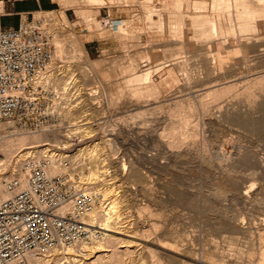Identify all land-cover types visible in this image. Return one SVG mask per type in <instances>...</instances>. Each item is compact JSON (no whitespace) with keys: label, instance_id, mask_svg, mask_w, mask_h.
Here are the masks:
<instances>
[{"label":"rangeland","instance_id":"374dc122","mask_svg":"<svg viewBox=\"0 0 264 264\" xmlns=\"http://www.w3.org/2000/svg\"><path fill=\"white\" fill-rule=\"evenodd\" d=\"M46 1L55 3L56 9L53 11H56L57 19L47 23L45 28L50 31L54 50H56L55 41L58 39L57 42L65 51V58L53 61L54 67H59L62 74L54 75L57 76L54 80L58 78L60 84L53 87L57 86L55 89L65 96L62 84H68L70 81V74L73 72L71 69H74V65H84L90 71L88 80L86 78L87 81L83 82L85 84L80 87L77 84L75 90H70L65 97L67 102L63 104V108L61 107L62 116L55 127L39 131L44 134V140H49L38 145H43L40 149L70 155L71 179L76 183H84V186L95 182L97 187L94 190H98L104 196L99 210L105 214L109 212L105 216L110 225L114 229L123 227L125 230L134 232L133 237H126V239L132 241L128 246H131L135 253L124 256V264H156L160 260L162 264H197L196 258L206 259L208 252L216 251L215 247H218L220 256L224 255V259L222 258L224 261L257 260L260 252L264 250V244L259 242L258 236L254 235L253 240V237L248 234H233L227 228L226 222L230 221L233 215L249 217L251 214L260 218L264 215V99L257 95H260V92L264 95V80L261 84L258 83L259 85L255 84L256 87L252 84L255 87L253 89L252 86L251 89L246 88L250 84L247 79L251 80L249 75L251 77L258 74L264 75V43L263 46L258 47L259 49H249L247 56L242 53L239 55L237 53L236 56L221 53L218 50V44L240 43V37L244 34L247 37L252 34V36L255 35L254 38L258 36L264 38V31L255 32L256 34L251 31V34L240 32L237 30L239 27L237 22H234L236 21L234 8L231 6L228 14L226 13L228 9L225 8L226 11L222 9L224 7L218 6L222 9L221 11L218 8H212V0H208V6L204 11L205 16L210 18L221 13L217 15L221 17L224 13L225 19H221L223 16L219 17L223 21L219 22L223 26L225 20V25L227 24L224 25L225 28L232 23L235 31L232 33L223 26L224 33L219 34L220 31L217 28L220 26L217 20L219 18L215 17V20L210 18L214 20L213 23L216 22V34H212L211 40L210 38L209 40L200 39L205 42L199 39L194 40L199 38L197 37L199 35H195L196 37L192 39L194 35L191 37V32L194 28L190 25L185 26L188 31L179 30L178 24H176L177 27L174 26L175 28L171 26L175 25L174 21L173 23L171 21V24L169 22V26L165 23L158 28V24L155 23L159 17L157 12L165 11L164 14L162 13L163 19L167 12L173 13L172 16L176 15L170 17L173 20L178 17L177 10H173L170 4L167 10L153 0H102L99 2L98 0L94 2L76 0L74 4L69 3L68 7H64L61 0ZM115 1L122 5L111 7V3ZM80 8H84L85 15L79 14ZM214 9L215 12L212 11ZM184 11L192 12L190 9L183 8L181 13L185 14ZM94 13L95 18L103 22V27L99 29L95 25ZM150 14L154 21L153 26L148 23ZM155 15L158 17L156 18ZM121 20L123 22L125 20L126 23L125 34L122 36L117 34L119 31L115 28L116 22H122ZM231 25L229 28L232 27ZM159 29L163 31L161 30L160 33ZM170 31H173V34L182 32L183 38L185 37L183 41L187 38L189 41L186 40V42L190 45L181 48L179 44L167 46L157 42L160 34L166 39L171 38ZM77 42L84 44L89 63L84 64L85 59L78 56ZM191 43L192 45L201 43L205 46L202 50H196ZM210 50L217 57L224 55L227 60L226 64L222 63V66H225V72L222 71L221 75H219L220 71L213 75L208 74L206 67L203 66L201 58L205 57V54H209L208 56L212 58L213 54ZM76 54L78 57H71ZM183 59L186 62L185 68H175L173 61ZM155 67L159 70L157 71ZM62 69L69 72H64ZM143 72L144 74L151 72L150 78L160 84V92L157 93L158 97L156 95H151L153 96H150L151 98L146 97V100L151 102L157 99L158 103L138 109L134 102L138 97H134L133 89L144 88L147 81H136L133 78L143 75ZM79 79L76 80L83 81ZM152 79L149 80L152 82ZM174 79L177 83L174 82L173 86L171 83ZM54 80L52 83L55 82ZM213 81L217 84L227 83L228 91L223 98L221 97L222 99L214 103L210 102L208 108L206 107L207 110L203 111L202 107H199L201 98L191 96V102L198 107V113L195 114L188 113V100L182 103L184 111H181L182 114H189L187 120L189 125L185 123L187 126L184 124L183 127L188 137H185L186 143L181 146L179 154L170 155L160 135L167 133L171 123L178 120L176 123L179 124L184 120L181 113L171 118L169 105L173 106L174 99L177 97L189 98V93L193 92L196 96L207 85L214 84ZM167 82L170 83L167 84ZM243 89L251 93L248 94ZM252 92L259 98L254 100ZM144 99L145 97L138 101L143 103L146 101ZM251 99L256 101L255 105L252 104ZM253 112V115L250 114ZM185 128L188 131L184 130ZM89 166H92L91 169ZM95 170L98 172L96 176L92 174ZM5 172L7 173V170L0 168V176ZM144 177L146 182L141 183L140 179ZM249 187H252L253 198V201L249 200L250 202L245 201L243 194L234 191L242 188L243 193ZM94 190L90 189V191ZM114 199L115 207L110 210ZM142 206L146 207L147 210L144 209L146 213L141 210ZM152 225H156L157 229H154ZM99 226L102 227L101 224ZM145 230L149 231L148 237L143 236ZM254 245L256 247H253ZM119 246L122 250L126 248L122 247V244ZM187 251L192 253L188 254ZM152 252L156 257H151ZM250 252L251 255H249Z\"/></svg>","mask_w":264,"mask_h":264},{"label":"built area","instance_id":"2783aa9c","mask_svg":"<svg viewBox=\"0 0 264 264\" xmlns=\"http://www.w3.org/2000/svg\"><path fill=\"white\" fill-rule=\"evenodd\" d=\"M30 16L16 29H0V123L36 133L55 127L77 82L71 78L63 96L46 78L54 61L52 36L35 14ZM57 152L27 157L24 180L5 182L0 193V264H83V255L72 258L69 250L103 239L91 215L104 196L73 181L70 155Z\"/></svg>","mask_w":264,"mask_h":264},{"label":"bare ground","instance_id":"6f19581e","mask_svg":"<svg viewBox=\"0 0 264 264\" xmlns=\"http://www.w3.org/2000/svg\"><path fill=\"white\" fill-rule=\"evenodd\" d=\"M76 0H61L62 4L64 5V7H68L69 3H75ZM91 1H97V0H91ZM99 1H102V0H98ZM107 1V0H106ZM109 1V0H108ZM113 1V0H112ZM118 1H122V0H118ZM110 2L111 3V7H119V5L121 4L120 2ZM156 2V3H159L161 6H164L163 8H167L168 5L170 4V6L172 5L174 8L173 10H177V15L178 17L177 18H170L172 16L173 13L171 12H167L165 18L163 19L162 18V11L161 13L160 12H156L159 14L157 17H158V20L156 23V25L158 24V28H160L159 25H162L165 23H168V26L171 24V21L173 23V21L175 22L174 24L175 25H171V26H175L177 27L179 25V30L181 31H188L187 28H185V26L187 25H190L192 26L194 29L197 28V29H193L192 30V35L191 37H194L192 39H194L196 36L195 35H199L197 37V39H194L196 41H204V40H200V39H208L212 36V34L215 33V30H216V22L213 23V21L215 20V17H220V16H217V15H221V13L212 16L210 17L211 19H214L213 21L210 20V18L206 17L205 16V10L208 6V0H153V2ZM211 1V0H210ZM90 2V0H89ZM108 3V2H107ZM122 5V4H121ZM109 6V5H108ZM125 6V5H124ZM211 6V5H210ZM212 8H218V10H220L221 8L219 7H224L222 9H228V13L229 14V9L231 8V6L234 8V15H235V20L234 22H237L238 24V28L237 30H240V32H249L251 31V33L254 32V34H256L255 32H263L264 31V0H212ZM219 6V7H218ZM162 8V9H163ZM183 8H186V9H190L192 12H185L187 10H185V14L181 13L182 12V9ZM211 8V7H210ZM221 9V10H222ZM225 9V11H226ZM158 10H161V9H158ZM168 10V8H167ZM170 10V9H169ZM181 10V11H180ZM220 10V11H221ZM233 10V9H231ZM153 11V12H155ZM164 11V10H163ZM180 11V12H179ZM213 12H215L216 10H212ZM176 12V11H175ZM218 12V11H217ZM230 12V13H232ZM148 13V12H147ZM165 13V11H164ZM163 13V14H164ZM79 14H81L82 16L85 15V10L84 8H80L79 10ZM156 14V13H155ZM208 13H206L207 15ZM210 14V13H209ZM227 14V15H228ZM56 11H48V12H37L35 13V20L36 21H40L44 28L45 26L47 25V23H49L51 20H56L57 17H56ZM87 15V14H86ZM148 15V14H147ZM157 15V14H156ZM155 15V17H156ZM224 15V13H222V16ZM232 15V14H231ZM176 16V15H175ZM175 16H172V17H175ZM221 16V17H222ZM63 17V16H62ZM81 17V16H80ZM156 17V18H157ZM214 17V18H213ZM220 17V18H221ZM230 17V16H228ZM227 17V18H228ZM232 17V16H231ZM230 17V18H231ZM86 18V17H85ZM94 18H95V13H94ZM218 20L219 21H222V20ZM224 16L221 18L223 19ZM172 19V20H171ZM225 19V18H224ZM233 19H234V16H233ZM232 19V20H233ZM84 20V19H83ZM155 20V19H154ZM229 20V19H227ZM122 21V20H121ZM147 21V19H146ZM149 21V22H148ZM148 23H151L152 26L154 25V21L151 17V14L149 15L148 17ZM231 21V19H230ZM229 21V22H230ZM83 22V21H82ZM115 21H113L114 23ZM170 22V24H169ZM223 22V21H222ZM224 22L226 23V21L224 20ZM233 22V21H231ZM233 22V23H234ZM95 25L98 27V29L103 25V22L99 19V18H95ZM220 23V22H219ZM218 23V24H219ZM224 23V25H225ZM228 23V22H227ZM125 20L124 22H116V29L119 31V33H116L119 34L120 36L124 35L125 34ZM176 24H178L176 26ZM209 24V25H207ZM232 24V23H231ZM230 23L228 24L229 27L231 25ZM235 24V23H234ZM207 25V26H206ZM223 25V26H224ZM227 25V24H226ZM225 25V26H226ZM236 25V24H235ZM113 26V25H112ZM151 26V27H152ZM167 26V27H168ZM219 26V25H218ZM223 26L221 25L220 23V26L217 27L219 28L218 31L219 34L222 32L224 33V29H228L229 31H231L232 33L235 31L234 30V26H232L231 28H225L224 26V29H223ZM103 27V26H102ZM150 27V25H149ZM174 27V28H175ZM154 28V27H153ZM163 28V26L161 27ZM46 29V28H45ZM170 30L172 28H169ZM47 30V29H46ZM163 31V29H161ZM161 30L159 29L158 31H160L161 33ZM177 30V29H175ZM173 30V31H175ZM228 30H225L228 32ZM169 31V30H168ZM172 31V32H173ZM49 30H47V34H49ZM102 32V31H101ZM171 32V31H170ZM171 32V33H172ZM176 32V31H175ZM174 34L172 33L171 34V38L169 39H166L164 38L163 35H159L160 39L157 40L158 43H163V44H166L167 46L170 45V44H175L177 46V44L181 45L182 47L181 48H186L190 45V43L186 42V40H188L186 38V40L183 41V35H182V32H180L179 34ZM179 32V31H177ZM217 32V33H218ZM239 32V31H237ZM163 33V32H162ZM198 33V34H197ZM226 33V32H225ZM230 33V32H229ZM248 33V34H249ZM250 33V34H251ZM110 34V33H109ZM184 34V33H183ZM216 34V33H215ZM244 34V33H242ZM246 34V35H248ZM170 35V34H169ZM173 35V36H172ZM186 35V33H185ZM188 35V34H187ZM222 35V34H221ZM227 35V34H226ZM245 35V34H244ZM241 36V40H240V43L237 42V44L239 43V45L237 44H233V43H221V44H218V50L219 52L221 53H228L230 56H236L235 54L238 53H242L243 55L247 53V51L249 49H259L258 47L264 43V38H261L260 36L255 37V35L251 36L249 35V37L247 36ZM264 35V34H263ZM217 36V35H215ZM262 36V35H261ZM56 37V36H55ZM170 37V36H169ZM188 37H190L188 35ZM235 37V36H234ZM57 38V37H56ZM55 38V39H56ZM118 38V37H117ZM213 38V37H211ZM210 38V40H211ZM234 39V38H233ZM58 41V39H56ZM55 41V40H54ZM55 41V45H56V50L54 51L53 53V60H61L63 58H65V51L64 49L62 48L63 46L60 45L59 42ZM80 41V40H79ZM189 41V40H188ZM191 41V40H190ZM196 41H194L195 43H197ZM227 41V40H226ZM205 42V41H204ZM231 42V40H230ZM193 44L191 43L192 47L195 46L196 50H202L204 49V44H201V43H198V44ZM75 44V43H74ZM76 47H77V51L79 52V55L76 54L71 56L72 58H76V57H81V58H84L85 61H84V64L85 62L86 63H89V59L87 57V54H86V51L84 50V44L81 43V42H77L76 43ZM157 45V44H155ZM154 46V45H153ZM160 46H163V45H160ZM174 46V45H173ZM263 46V45H262ZM156 47V46H155ZM166 47V46H165ZM217 49V48H216ZM180 51V49H178ZM182 50V49H181ZM184 50V49H183ZM186 51L188 49H185ZM192 50V49H191ZM213 50V49H212ZM190 51V50H189ZM195 51V50H194ZM214 51V50H213ZM77 52V53H78ZM145 52V51H144ZM164 52V51H163ZM171 52V51H170ZM197 53H199L198 51H196ZM195 52V53H196ZM210 52L213 54V52L210 50ZM264 52V51H263ZM168 53V52H167ZM173 53V52H172ZM186 53V52H185ZM194 54V52H192ZM215 53V51H214ZM166 54V52H165ZM170 54V53H169ZM210 54V55H212ZM217 55V53H215ZM78 55V56H77ZM174 55V54H172ZM209 54H205V57L201 58V60L203 61L204 65L208 71V74L211 73V75L215 74V73H219L220 71V74L221 75V72L224 71L225 72V66H222V63L227 61L225 60V56L224 55H219L218 57L215 56L214 54V57L212 55V58L210 56H208ZM241 55V54H240ZM249 55V54H248ZM171 56V55H170ZM202 56V55H201ZM204 56V55H203ZM227 56V55H226ZM229 56V57H230ZM247 56V55H246ZM172 57V56H171ZM228 57V56H227ZM163 58V57H162ZM199 58V57H198ZM238 58V56H237ZM240 58H243L242 56H240ZM148 59V58H147ZM151 59V58H150ZM169 59V58H168ZM174 59V58H173ZM230 60L232 58H229ZM234 59V58H233ZM146 60V59H145ZM166 60V59H164ZM172 60V59H171ZM171 60L170 63H171ZM247 60V59H246ZM187 61V59H186ZM198 61V60H197ZM248 61V60H247ZM79 62H81V60H79ZM168 62V61H167ZM175 62L174 63V66L175 68L177 69H183L185 68V60H180V61H173ZM217 62H219V64H217ZM83 64V62H81ZM202 63V64H203ZM78 64V63H77ZM172 64V63H171ZM226 64V62L224 63ZM231 64V63H230ZM248 64V62H247ZM89 65V64H87ZM187 65V64H186ZM133 66V65H132ZM66 67V66H65ZM63 67V68H65ZM204 67V68H205ZM223 67V68H222ZM74 69H71L73 70V72L70 74L71 75V78L74 79L77 84H79V87L82 86L83 82L87 81L88 80V74H89V69L86 68V66L84 65H74L73 67ZM157 69V71L159 70V68L155 67ZM162 68V67H160ZM60 68L59 67H54V65H52L46 72L45 76L48 80L51 81V83L53 82L52 80H54V75L56 74H60ZM224 69V70H223ZM228 69V68H227ZM256 69V68H255ZM63 70V69H62ZM147 70V69H146ZM201 70V69H200ZM204 70V69H203ZM64 71V70H63ZM150 71V70H149ZM252 71V70H251ZM58 72V73H57ZM64 72H69L68 70L64 71ZM156 72V70H155ZM186 72V71H185ZM184 72V74H185ZM227 72H230L227 70ZM258 72V71H257ZM154 73V72H153ZM152 73V74H153ZM188 73V72H187ZM231 73V72H230ZM236 73V72H235ZM252 73V72H251ZM250 73V74H251ZM259 73V72H258ZM262 73V72H261ZM138 74V73H137ZM141 74V73H140ZM200 74V73H199ZM225 74V73H224ZM234 74V73H233ZM255 74V73H254ZM62 75V74H60ZM66 75V74H65ZM69 75V74H68ZM256 75V74H255ZM64 76V75H63ZM155 76V75H154ZM198 76V75H197ZM243 76V75H242ZM248 76V75H247ZM251 80L249 81V78L247 79L248 80V84L246 86L247 89H253L255 88V84H258L261 82H263L264 80V75H256V76H252L249 75ZM57 77V76H56ZM55 77V78H56ZM80 79H83V81H77L79 78ZM135 78H133V80H136V81H147L146 82V85H144V88H137L136 90H134V93L133 95H135L134 97H138L137 98V101H134L135 102V106L136 108H143L147 105H152V104H156L158 103L157 99L155 101L152 100H146V97H150L151 95L153 96H157V93L160 92V84L157 83V81H155L154 79L150 78L151 77V72H146L144 74L143 72V75H138V76H134ZM190 77V76H189ZM70 78V77H69ZM68 78V79H69ZM87 78V80H85ZM154 78V77H153ZM77 79V80H76ZM79 79V80H80ZM149 79H152L153 81L151 82ZM187 79V78H186ZM226 80V79H225ZM55 82L52 83L53 85H57L59 86L60 82L58 81V78L56 80H54ZM132 81V79H131ZM172 81V80H171ZM177 80L174 79L173 82L171 83L173 85V83H177L176 82ZM186 81V80H185ZM221 81V80H220ZM209 82V81H208ZM247 82V81H246ZM69 83V82H68ZM134 83V82H133ZM145 83V82H144ZM170 83V82H167V84ZM174 83V84H175ZM207 83V82H205ZM214 83V81H213ZM216 83V81H215ZM211 84V85H207L205 88H203L202 90H200L197 95L195 96L194 92L193 93H189V98H185V97H177L174 99V103L172 104L173 106L169 105V115L170 117L172 118V116H174L175 114H179L181 113V116H183V122H180L179 124L176 123H171L170 126L167 128V133H164L166 134V136L164 134L160 135V138H161V141L163 142L164 146L166 145L169 149V151L167 153H169L170 155H178L179 154V150L182 149V145H184L185 140L187 138H185L187 136V133L185 131H183V127H184V124H188L187 120L189 119V114H195L197 112V108L192 102V98L191 96H194L195 98H201L200 100V105L199 107L201 106L202 108V111L206 109V107L208 108V104L210 102H215V101H218L219 99H222L223 98V95L226 94V91H228L229 89V86H227V83L226 84ZM225 83V82H224ZM171 84H169V86H171ZM246 84V83H245ZM252 84L255 86H252ZM62 89H63V93L64 95H66V91H67V84L65 83L62 84ZM259 85V84H258ZM257 85V86H258ZM56 86V87H57ZM132 86V85H131ZM174 86V85H173ZM252 86V87H251ZM262 86V85H261ZM260 86V87H261ZM54 87V89L56 88ZM134 87V86H133ZM140 87V86H139ZM172 87V86H171ZM232 87V85L230 86ZM251 87V88H250ZM259 88V87H257ZM256 88V89H257ZM263 88V87H262ZM82 90V88H81ZM246 91V89H243ZM264 91V90H263ZM85 92L87 93V91L85 90ZM196 92V91H195ZM244 92V91H242ZM247 92V91H246ZM244 92V93H246ZM257 92V91H256ZM82 93V92H81ZM248 93V92H247ZM251 93V92H250ZM248 93V94H250ZM258 93V92H257ZM83 95H85L84 93H82ZM81 94V96H82ZM92 94V93H91ZM95 94V93H94ZM173 94V93H172ZM248 94H246L247 96H249ZM254 93L252 92V97L254 96V100L255 98H257L258 96H261V98L263 97L264 99V95L263 93L261 94L260 92V95L257 94L258 96H256V93L253 95ZM93 95V94H92ZM80 96V97H81ZM151 96V97H153ZM244 96V95H243ZM144 101L143 103L139 102L138 99H142L144 98ZM150 97V98H151ZM222 97V98H221ZM225 97V96H224ZM87 98V97H86ZM185 98V99H184ZM259 98V97H258ZM260 98V99H261ZM163 99V98H162ZM209 99V100H208ZM91 100V99H90ZM189 101L187 103H189V107H188V113L189 114H182V112H184L182 110L183 106H182V103L184 101ZM208 100V101H207ZM247 100V99H246ZM252 100V99H251ZM254 100H252V104L255 105V102ZM199 101V100H198ZM248 101H250L248 99ZM246 101V102H248ZM259 101V100H257ZM150 102V103H149ZM245 102V101H243ZM254 102V103H253ZM249 103V102H248ZM242 104V103H241ZM259 104V103H258ZM246 105V104H245ZM257 105V104H256ZM231 106V105H230ZM160 107V106H159ZM240 107V106H239ZM263 107V106H262ZM228 108V107H227ZM152 109V108H151ZM229 109V108H228ZM234 109V108H233ZM245 109V108H244ZM147 110V108H146ZM207 110V109H206ZM231 110V109H230ZM157 111V110H156ZM182 111V112H181ZM252 111V110H251ZM152 112V111H151ZM205 112V111H204ZM234 112V111H233ZM148 113V111H147ZM198 113V112H197ZM249 113V112H248ZM241 114V113H240ZM250 114H254L253 113H250ZM169 117V118H170ZM175 117V116H174ZM261 117V116H259ZM176 119V118H175ZM172 120V119H171ZM255 120V119H254ZM171 122V121H170ZM185 124V125H186ZM200 124V123H199ZM87 125H90L87 123ZM189 125V124H188ZM84 126H86L84 124ZM187 126V125H186ZM82 127V125H81ZM87 128V127H85ZM89 128V127H88ZM54 130V129H53ZM186 130V128L184 129ZM188 131V130H186ZM195 132V131H194ZM196 133V132H195ZM198 134V132H197ZM43 135L42 133H32V132H29V131H21V130H18L16 127H14L13 125H9V124H3V123H0V168H2V170H7V173L5 172L4 175H1L0 176V193H4V184L6 181L14 178V177H19V178H22L24 180V171H23V166H22V163L23 161L29 157V156H45V155H54L56 153V151H50L48 149H43L40 147H42L43 145H38L39 143H42L43 141L45 142V140L43 139ZM192 136V134L190 135ZM168 137V138H167ZM188 137V136H187ZM46 138V137H45ZM49 138V137H48ZM51 138V137H50ZM54 138L57 139V137L54 136ZM53 138V139H54ZM190 138V137H189ZM194 138V137H193ZM49 140V139H47ZM46 140V141H47ZM51 140V139H50ZM98 145V144H97ZM166 147V148H167ZM61 149V148H60ZM59 155H63V154H60ZM242 156V155H241ZM95 157V156H94ZM223 157V156H222ZM244 157V156H243ZM250 157V156H249ZM226 158V157H225ZM230 158V157H229ZM92 159V158H91ZM94 159V158H93ZM97 159V158H96ZM96 159H95V162H96ZM233 159V158H232ZM231 161V159H229ZM228 160V162H229ZM90 162V161H89ZM95 162H92V163H95ZM232 162V161H231ZM97 163V162H96ZM261 163V162H260ZM259 163V164H260ZM90 165H92L91 163H89ZM261 165V164H260ZM90 167V166H89ZM92 167V166H91ZM90 167V169H91ZM96 169V167H94ZM92 168V169H94ZM60 171V169H54L53 173H58ZM93 175H98V172L97 170L93 171L92 172ZM143 176V175H142ZM98 179V178H97ZM100 179V178H99ZM145 177L144 178H141L140 180L141 183H145ZM80 184H83L84 183H80ZM97 185L94 183H87V190L90 191L91 190H94V188H96ZM251 188L252 187H249L246 189L245 192L242 193V188H237L235 189L234 191L235 192H240L241 195L243 194L244 198H245V201L248 202L249 200L253 201L252 199V195H251ZM255 188V187H253ZM254 190V189H252ZM256 190V189H255ZM240 195V194H239ZM254 197V196H253ZM240 199V198H239ZM240 202V201H239ZM250 202V201H249ZM112 206L110 208L113 209L115 207V199L111 202ZM249 204V203H248ZM100 208V207H99ZM99 208H97L93 214L91 215V218L94 220H96L97 223L101 224L102 227H100L102 229L103 232V239L95 242L92 246H88V245H81L79 246L78 248H75L73 250H69V254H70V257L72 258H76L78 256V253H81L83 255V264H124V259L123 257L124 256H130L129 254H133L135 253L134 249L132 250L131 246H128V244H131L132 241L131 240H128L126 239V237H133L132 234L134 233L133 231L131 230H125V228L123 227H119L117 229H114L110 223L108 222V219L106 218V216L109 214V212H107V214H105L102 210H99ZM142 211H144V209L146 208H143V206L141 207ZM109 210V211H110ZM147 210V209H145ZM141 212V211H140ZM139 212V213H140ZM145 212V211H144ZM142 212V213H144ZM147 212V211H146ZM145 212V213H146ZM106 215V216H105ZM242 215V214H241ZM261 216V215H260ZM263 217L260 218L259 216H254V215H251L248 217H244L243 215L242 216H237V217H231L230 218V221L226 222V225H227V228L233 233V234H248L250 237H253L254 235H257L258 238H259V242H262L264 244V215H262ZM104 223V224H103ZM152 227H154V229H157L156 225H152ZM156 227V228H155ZM153 229V230H154ZM149 235V231H143V236H147L148 237ZM121 236H125V237H121ZM257 238V240H258ZM252 239V238H251ZM253 240H254V237H253ZM144 242H147V240H144ZM261 243V244H262ZM120 244H122V247H126L124 250L121 249V246H119ZM123 244H127V246H123ZM262 244V245H263ZM259 246V245H258ZM257 246V247H258ZM253 247H256L255 245ZM216 248V251H210L208 252V257L206 259H202V260H199L198 258H196V263L197 264H264V250L260 252L259 254V257L257 260H248V261H234L233 259L231 260H226L224 261L223 259V256H220L218 254V247H215ZM218 250V251H217ZM248 250V249H247ZM192 253V251H187V253ZM190 253V254H191ZM207 253V252H206ZM252 253L250 252L249 255H251ZM154 252L151 253V257H156V255L154 256ZM243 256V254H240ZM58 257V255H57ZM220 257V258H219ZM59 258V257H58ZM223 258V259H222ZM231 257H229L230 259ZM155 259V258H154ZM156 261V260H155ZM155 264V263H154ZM156 264H162L161 260L160 261H157Z\"/></svg>","mask_w":264,"mask_h":264},{"label":"crops","instance_id":"0c3cea01","mask_svg":"<svg viewBox=\"0 0 264 264\" xmlns=\"http://www.w3.org/2000/svg\"><path fill=\"white\" fill-rule=\"evenodd\" d=\"M55 3L46 0H0V29H16L25 15L55 10Z\"/></svg>","mask_w":264,"mask_h":264}]
</instances>
